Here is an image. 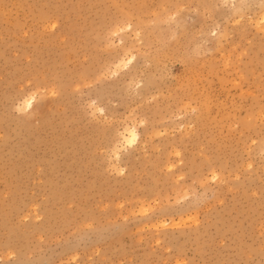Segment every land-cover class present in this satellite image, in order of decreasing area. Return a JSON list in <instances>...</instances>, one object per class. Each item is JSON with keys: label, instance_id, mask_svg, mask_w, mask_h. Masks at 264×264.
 <instances>
[{"label": "rangeland", "instance_id": "rangeland-1", "mask_svg": "<svg viewBox=\"0 0 264 264\" xmlns=\"http://www.w3.org/2000/svg\"><path fill=\"white\" fill-rule=\"evenodd\" d=\"M262 15L0 0V264H264Z\"/></svg>", "mask_w": 264, "mask_h": 264}, {"label": "bare ground", "instance_id": "bare-ground-1", "mask_svg": "<svg viewBox=\"0 0 264 264\" xmlns=\"http://www.w3.org/2000/svg\"><path fill=\"white\" fill-rule=\"evenodd\" d=\"M263 16V15H262ZM263 19H264V16L262 17ZM29 101H30V99L29 100H27V101H25V103L28 105L29 104ZM128 132V137L126 138V141L128 140H130L131 142L132 141H134L135 139H136V133H135V131H132V130H129V131H127ZM125 135V134H124ZM129 141V142H130Z\"/></svg>", "mask_w": 264, "mask_h": 264}]
</instances>
